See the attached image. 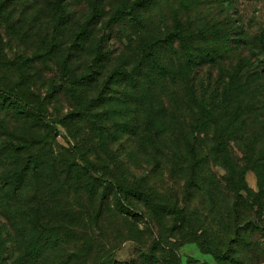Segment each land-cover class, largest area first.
Returning <instances> with one entry per match:
<instances>
[{
	"label": "rangeland",
	"instance_id": "374dc122",
	"mask_svg": "<svg viewBox=\"0 0 264 264\" xmlns=\"http://www.w3.org/2000/svg\"><path fill=\"white\" fill-rule=\"evenodd\" d=\"M130 1L0 0V87L45 117L0 97V264H264V174L254 167L264 131L247 125L229 142L231 173L210 150L214 128L189 126L181 97L140 78L106 83L141 63L148 35L110 19ZM166 3L154 0L147 17ZM179 16L230 30L223 57L192 69L196 85L235 98L242 81L257 83L264 99V0H198ZM174 48L161 52L168 65ZM169 118L182 126L165 130Z\"/></svg>",
	"mask_w": 264,
	"mask_h": 264
},
{
	"label": "trees",
	"instance_id": "16d2710c",
	"mask_svg": "<svg viewBox=\"0 0 264 264\" xmlns=\"http://www.w3.org/2000/svg\"><path fill=\"white\" fill-rule=\"evenodd\" d=\"M167 0V7L162 9L163 15L160 17L146 15V10H150L154 7V0H132L124 7L115 9L110 19L113 21H120L122 24L127 23V27H134V33L147 34L148 39L143 43V48L140 49L142 53V59L144 62H137L131 70L128 69H114L107 75V80L123 78L128 83H133L135 78L146 80L152 85L154 90L165 91L167 97L174 101L181 97L183 99V106L187 109L184 112H189L188 125L193 126L194 130L198 133L208 132L211 128H214L215 139L210 150L212 154H216L218 159L224 161L225 165L229 166L231 173L233 172L235 165L231 160L230 153L228 151L229 142L235 141L237 133H242L244 126H257L258 130L264 131V122L262 119V113L264 112V99H259L254 91L258 90L259 84L255 83L251 88V84L247 81H242L236 94H233L235 98H232V93L228 94L230 89L224 88L220 93H212L207 90L208 97L204 91L203 84L196 85L194 79L191 76L193 68L197 67L200 62L216 63L217 56L223 57V51L229 50L230 47V30L226 31L217 24H208L210 21H202L199 25H192L188 27L179 16L180 12H187L190 7L194 6L198 0ZM97 8H93V12L88 19L80 26L77 36H84L87 34V26L97 16ZM170 14V16H169ZM174 16L173 18H171ZM173 19V27L167 28V20ZM126 21L124 22V20ZM129 23H128V22ZM139 26V27H138ZM140 37V36H139ZM181 49L178 52L176 62H171L170 65L166 64V59L161 55V52L169 47H175L174 52L177 53V47ZM100 44H97V56L101 55L99 48ZM243 61L239 58L238 65ZM140 63V64H139ZM91 73H86L81 79L90 78ZM179 89L183 91L179 94ZM177 92L179 95H176ZM260 92V90H259ZM200 93V96H199ZM0 97L4 100H10L13 104L23 110L27 114L33 115L39 121H44L45 117L42 115L38 106H33L26 100L22 99L18 95L12 94L0 87ZM206 97V98H205ZM218 98H221L218 101ZM231 99H234L231 102ZM227 101V102H225ZM223 103L224 106H221ZM164 116H168L163 108ZM242 115L241 121L238 122L239 116ZM222 120V122H220ZM49 125V123H46ZM244 124V125H243ZM177 126H182L181 123L176 122L175 119L169 118L165 123V130H170ZM196 138V137H195ZM242 143V141H241ZM245 146H249V140L244 141ZM259 155L264 156V147L259 150ZM194 160L198 161L196 155L193 156ZM257 162V163H255ZM254 167L261 175L264 174V164L256 159L254 161ZM82 169L85 172L92 174L91 167L88 162L83 161ZM94 179H99L95 176ZM264 179V176L262 177ZM104 181H106L104 179ZM109 185H113L118 191L126 189L119 183H112L107 181ZM136 190V195L140 192ZM141 194V193H140ZM144 200L147 197L142 195ZM202 251L210 252L211 247L204 245L200 242ZM28 256L30 258L35 257V252L32 249L28 250ZM145 263L149 260L146 256L140 254ZM35 260V259H33ZM2 264V263H1ZM115 264H134L127 261H119Z\"/></svg>",
	"mask_w": 264,
	"mask_h": 264
},
{
	"label": "built area",
	"instance_id": "2783aa9c",
	"mask_svg": "<svg viewBox=\"0 0 264 264\" xmlns=\"http://www.w3.org/2000/svg\"><path fill=\"white\" fill-rule=\"evenodd\" d=\"M262 217H263V219H264V211H263V213H262Z\"/></svg>",
	"mask_w": 264,
	"mask_h": 264
}]
</instances>
